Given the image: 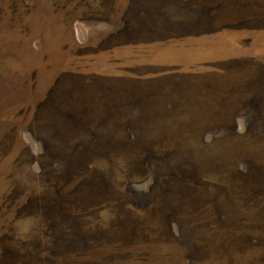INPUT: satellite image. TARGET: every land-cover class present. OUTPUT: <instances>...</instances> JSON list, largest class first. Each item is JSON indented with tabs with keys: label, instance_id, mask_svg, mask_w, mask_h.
Returning <instances> with one entry per match:
<instances>
[{
	"label": "rangeland",
	"instance_id": "rangeland-1",
	"mask_svg": "<svg viewBox=\"0 0 264 264\" xmlns=\"http://www.w3.org/2000/svg\"><path fill=\"white\" fill-rule=\"evenodd\" d=\"M0 264H264V0H0Z\"/></svg>",
	"mask_w": 264,
	"mask_h": 264
}]
</instances>
